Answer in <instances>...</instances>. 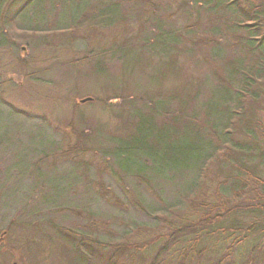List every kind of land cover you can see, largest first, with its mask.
Masks as SVG:
<instances>
[{
    "label": "rangeland",
    "instance_id": "rangeland-1",
    "mask_svg": "<svg viewBox=\"0 0 264 264\" xmlns=\"http://www.w3.org/2000/svg\"><path fill=\"white\" fill-rule=\"evenodd\" d=\"M192 1L0 0V264H264V80L229 121L253 58Z\"/></svg>",
    "mask_w": 264,
    "mask_h": 264
},
{
    "label": "trees",
    "instance_id": "trees-1",
    "mask_svg": "<svg viewBox=\"0 0 264 264\" xmlns=\"http://www.w3.org/2000/svg\"><path fill=\"white\" fill-rule=\"evenodd\" d=\"M195 3L213 4L215 7L221 5L231 8V15L233 16L231 26L233 29L238 30V32L241 31L244 36L237 41L239 42L237 45L241 50L245 51L246 54L253 58V62L248 65V68H243L241 66V61L236 63L237 65H235L231 70L230 80L231 83L237 85V87L232 89L234 91L232 94H230L229 89L224 91L230 94V100H232L231 103L235 104L233 111L229 108L226 111L229 115L228 120L230 121V119L233 120V118L238 117L241 121L244 118L242 111L244 110L243 108L245 107V102L247 100L249 102H254V98L257 96V91L255 89L257 84H254V82L258 83L260 80H264V0H204L203 2L193 0L192 4ZM230 85L231 84L228 83V86ZM230 88L232 87L230 86ZM230 112H233L234 116H232ZM143 124L144 123L141 122L137 128L138 135H141ZM163 128L164 129H162V131L167 132L165 136L168 140L171 139V135H175L172 134L175 130L168 128L167 125ZM153 130L154 129H152V127L147 128L146 136H143L140 141V145L138 144L139 151L146 153L149 156L157 155V150L156 148L143 149L145 146L144 142L147 140V137L154 140L156 146L161 145L163 139L161 136L153 137ZM169 131H171V133H169ZM172 146L173 142L165 145L164 148H171ZM136 152H138V149ZM166 153L167 150L165 154ZM186 153L191 156L193 154L196 161L195 164H198V154L196 156L193 149H191L189 145L186 147Z\"/></svg>",
    "mask_w": 264,
    "mask_h": 264
},
{
    "label": "water",
    "instance_id": "water-1",
    "mask_svg": "<svg viewBox=\"0 0 264 264\" xmlns=\"http://www.w3.org/2000/svg\"><path fill=\"white\" fill-rule=\"evenodd\" d=\"M86 100H88V99H86ZM85 100H82V102H84Z\"/></svg>",
    "mask_w": 264,
    "mask_h": 264
}]
</instances>
